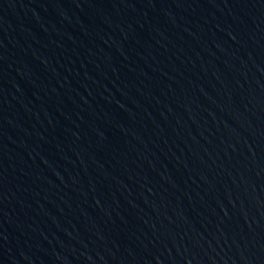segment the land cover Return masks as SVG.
Masks as SVG:
<instances>
[{"label": "water", "instance_id": "obj_1", "mask_svg": "<svg viewBox=\"0 0 264 264\" xmlns=\"http://www.w3.org/2000/svg\"><path fill=\"white\" fill-rule=\"evenodd\" d=\"M0 264H264V0H0Z\"/></svg>", "mask_w": 264, "mask_h": 264}]
</instances>
